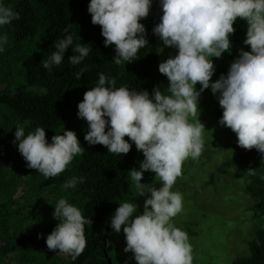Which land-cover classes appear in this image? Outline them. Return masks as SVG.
<instances>
[{
	"label": "clouds",
	"instance_id": "obj_1",
	"mask_svg": "<svg viewBox=\"0 0 264 264\" xmlns=\"http://www.w3.org/2000/svg\"><path fill=\"white\" fill-rule=\"evenodd\" d=\"M159 2L162 15L152 32L164 46L177 50L158 66L168 78L167 87L156 85L151 93L116 87V79L101 72L78 103L77 116L87 122L84 140L89 146L100 144L123 156L134 143L144 156L138 169L128 171L134 201L119 203L109 221L116 233L122 230L125 235L124 252L133 253L137 264H193L190 237L174 220L184 210V196L173 189L183 175L184 162L189 158L198 161L204 150L206 129L199 119V100L206 89H211L223 109L219 124L236 134L238 146L255 148L264 158V0ZM152 4L153 0H90L91 22L101 26L104 45L115 46V64L137 60L139 50L149 44L140 21L149 16ZM238 18L246 21L243 43L250 50L241 48L227 74L212 81L216 72L212 58L231 53L230 36ZM19 19L20 13L0 0V29ZM64 32L42 62L49 72L63 63L69 48L72 55L68 61L73 66L92 51L88 44H74V34L68 28ZM8 44L7 32H0V53ZM85 72L83 68L76 72V79ZM15 128L12 143L18 145L26 166L45 178L59 176L85 152L73 130L65 128L49 142L44 127L27 133L23 125ZM148 171L155 173V179L143 183ZM247 174L256 176L257 171L249 168ZM260 178L264 180V175ZM78 183H83V178L73 176L63 183V189H75ZM140 197H144L142 212L136 203ZM52 215L58 223L46 237L47 248L77 260L87 246L85 226L91 225V218L63 197L54 205ZM43 236L38 234V238Z\"/></svg>",
	"mask_w": 264,
	"mask_h": 264
},
{
	"label": "trees",
	"instance_id": "obj_2",
	"mask_svg": "<svg viewBox=\"0 0 264 264\" xmlns=\"http://www.w3.org/2000/svg\"><path fill=\"white\" fill-rule=\"evenodd\" d=\"M20 19L0 32H7L9 44L0 53V264H122L113 261L115 250L109 247L108 238L113 230L110 217L123 203L130 182L128 171L144 159L133 143L126 155H114L106 146H89L84 140L87 122L78 118V103L84 93L95 85L98 73L103 72L117 81L116 87L130 90L147 89L167 77L158 70L161 62V40L152 29L160 22L162 9L159 0H153L149 16L140 22L146 27L149 44L139 50L137 60L115 64V46L104 45L101 26L91 22L88 12L90 0H4ZM235 33L230 60L216 71L218 76L227 74L230 64L239 50L250 49L243 43L247 24L240 18L234 23ZM74 34V44L84 43L91 53L79 65H71L68 57L49 72L43 68L54 51V42L65 36L64 29ZM74 46V45H73ZM235 53V54H234ZM86 69L81 79L75 73ZM154 74V77L152 75ZM223 109L219 102L215 114L220 119ZM17 125H23L26 133L44 127L51 142L55 134L64 129L77 133L85 152L74 158L66 170L54 178H45L36 169L26 166L18 145L13 144ZM107 130V129H106ZM125 139H129L127 136ZM215 147L233 148L236 155L226 164H234L238 173L247 175V191L264 205V158L255 148L248 150L238 146L236 139ZM249 168H255L256 176H249ZM82 177L75 189H63V183L71 177ZM21 196L16 197L18 190ZM63 197L91 218L85 226L87 246L77 260L49 251L46 237L54 229V205ZM43 233L42 238L38 234ZM248 255L235 258L231 264H264V226L257 227L248 242ZM114 256V255H113Z\"/></svg>",
	"mask_w": 264,
	"mask_h": 264
},
{
	"label": "rangeland",
	"instance_id": "obj_3",
	"mask_svg": "<svg viewBox=\"0 0 264 264\" xmlns=\"http://www.w3.org/2000/svg\"><path fill=\"white\" fill-rule=\"evenodd\" d=\"M160 43L164 55L161 62L177 53L176 49L164 46L162 41ZM230 58V54H222L221 58L213 57L216 71ZM218 78L215 72L211 79L215 81ZM168 83V78L158 80L151 88L156 85L166 88ZM196 87L199 89V83ZM217 105L216 95L210 88L206 89L201 94L200 115L198 113L206 129L204 150L198 161L189 158L184 162L183 175L177 179L173 189L184 196V210L174 220L190 237L193 264H231L235 258L248 255V242L253 238L255 229L264 226V205L247 191V175L238 173L234 164L223 166L225 161L236 155V151L233 148L214 146L225 145L236 139V134L230 128L219 124L215 114ZM135 168H139V163ZM154 179L155 173L148 171L144 173L142 182L152 183ZM130 184L131 180L122 198L123 202H133L135 199ZM156 186L160 185L157 183ZM20 196L19 189L16 197ZM143 202L144 197L136 201L140 205V212L143 211ZM108 245L115 250L116 254L110 255L114 262L137 264L132 258L133 253L124 252L126 240L122 230L120 233L111 231Z\"/></svg>",
	"mask_w": 264,
	"mask_h": 264
}]
</instances>
